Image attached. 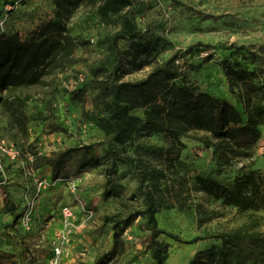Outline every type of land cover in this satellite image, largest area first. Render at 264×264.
I'll use <instances>...</instances> for the list:
<instances>
[{"label": "rangeland", "instance_id": "374dc122", "mask_svg": "<svg viewBox=\"0 0 264 264\" xmlns=\"http://www.w3.org/2000/svg\"><path fill=\"white\" fill-rule=\"evenodd\" d=\"M144 1L151 7L137 21L139 39L144 43L139 47V56L145 62L137 67L130 42L121 40L122 80L142 79L178 49L201 43L199 51L186 54L178 61L182 71L203 90L224 95L241 109L230 92L222 60L230 55L233 46L246 45L258 52L264 65V0ZM98 4L99 1L82 0L74 12L63 14L66 28L79 40L78 45L68 54H59L39 83L0 90V138L14 143L20 151L19 161L4 157L5 172L1 174L0 189L8 192L11 204L16 207L18 218L12 231L17 247L13 245L15 250H10L7 243L5 249H0V263L50 264L53 242L64 221L63 208L69 205L76 209L73 232L59 264H94L112 246L114 219L127 216L134 220L121 235L117 254L108 264L152 263L151 252L146 247L150 232L143 228L145 217L139 214L145 208L143 197L136 195L138 182L125 172L124 166L119 167L117 176L125 190L119 196L110 197L104 195L110 165L105 159L98 164L88 163L79 173L75 171L77 158L73 160L69 178L80 180L76 193L70 191L67 178H54L50 167L35 168L38 156L69 147L93 145L94 152L105 153L107 136L91 117L96 110L95 95L106 78L103 62L109 49L104 39L120 25L113 20L116 16L106 20L98 15ZM53 14V0H0V31L18 30L25 36ZM79 76L85 79L84 91L76 98L72 91L83 83ZM15 97L24 100L23 118L18 119L12 106L4 104L5 99ZM133 113L143 116L144 110L134 109ZM55 124L63 130L53 131ZM260 128L262 136L255 145L254 158L223 167L216 163L213 149L194 137L199 132H189L183 137L187 146L175 166L165 170L162 185L163 202L173 206L164 204L157 213L159 227L166 231L162 238L171 243L166 264H189L199 251L221 243L214 235L237 229L251 217L258 219L257 229L264 232L263 208L242 212L191 188L197 176L212 175L221 181H230L245 163H252L264 176V122ZM140 141L165 142L157 134L145 135ZM129 153L134 155L132 148ZM138 163L150 166L158 161L143 156ZM37 176L46 180L40 192ZM31 202L34 209L27 230L23 218ZM167 233L184 240L195 237L198 240L186 243Z\"/></svg>", "mask_w": 264, "mask_h": 264}, {"label": "trees", "instance_id": "16d2710c", "mask_svg": "<svg viewBox=\"0 0 264 264\" xmlns=\"http://www.w3.org/2000/svg\"><path fill=\"white\" fill-rule=\"evenodd\" d=\"M93 1H99L98 15L106 20L116 16L113 20L120 25L104 39L109 49L103 62L106 78L95 95L96 110L91 117L107 136L105 153L94 152L93 145L69 147L36 157L35 168L48 166L54 178H69L72 173L69 168L75 158L76 173L90 162L98 164L105 159L110 165L106 171L104 195L110 197L119 196L125 190L117 176L119 167L124 166L125 172L137 180L136 195L142 196L145 204L139 214L145 217L143 228L150 232L146 247L151 252V264H166L171 243L162 238L166 231L159 227L157 218L160 206H173L163 202L162 198L165 170L173 168L180 159L187 146L183 137L189 132H203L194 137L213 149L219 166L254 158L255 145L262 136L260 126L264 122V65L258 52L246 45L233 46L230 55L222 60L230 92L241 109L226 96L203 90L182 71L178 61L186 54L199 51L201 43L178 49L142 79L123 81L119 42H130L137 67L145 62L139 56V47L144 43L139 39L137 17L151 5L144 0ZM81 2L53 0V16L39 23L28 35L23 36L18 30L0 31V90L39 83L59 54L76 49L79 40L66 28L63 14L74 12ZM78 79L83 83L72 91L76 98L83 93L85 83L84 78L79 76ZM4 104L12 106L18 119L23 118L22 98L5 99ZM134 109H143L144 115L134 114ZM59 130L63 127L55 124L53 131ZM151 134L162 135L165 142L140 141ZM129 148L133 149L134 155L129 153ZM143 156L156 159L159 164L141 166L138 161ZM191 188L242 212L264 209V176L253 168L252 163L238 168L237 175L227 182L212 175L197 176ZM4 194L5 209L14 215L16 222V207L11 204L5 189ZM133 220L132 216L114 219L112 246L94 264H108L114 259L121 235ZM257 226L258 219L251 217L237 229L214 235L221 243L199 251L189 264H264V232ZM167 234L186 243L198 240V237L184 240L174 233ZM29 264L34 263L30 261Z\"/></svg>", "mask_w": 264, "mask_h": 264}, {"label": "built area", "instance_id": "2783aa9c", "mask_svg": "<svg viewBox=\"0 0 264 264\" xmlns=\"http://www.w3.org/2000/svg\"><path fill=\"white\" fill-rule=\"evenodd\" d=\"M7 156L10 158L11 161H19L20 159V151L17 148V146L14 143H10L9 141H6L5 139L0 138V172H5V166L3 162V157ZM68 183V187L72 193H76L79 189L80 180L77 178H67L65 179ZM37 186H38V192L41 191L42 188L45 187L46 180L38 177L36 178ZM79 202H81L79 199H77ZM34 202L29 203L27 212L24 215L25 223L24 225L27 230L30 229V216L32 214V211L34 209ZM84 207V205H82ZM74 206H65L63 208V225L61 227V230L56 233L57 240L53 242V256L51 257L50 264H59L60 259L62 258L64 251L66 249L65 245L70 241L71 233L73 232V223L72 220L74 219V216L76 214ZM32 223V222H31Z\"/></svg>", "mask_w": 264, "mask_h": 264}, {"label": "crops", "instance_id": "0c3cea01", "mask_svg": "<svg viewBox=\"0 0 264 264\" xmlns=\"http://www.w3.org/2000/svg\"><path fill=\"white\" fill-rule=\"evenodd\" d=\"M5 194L0 189V249H5L4 246L17 247L16 238L13 235L12 226L16 225L14 215L5 209ZM4 243V245H3ZM10 250H15L13 247Z\"/></svg>", "mask_w": 264, "mask_h": 264}]
</instances>
